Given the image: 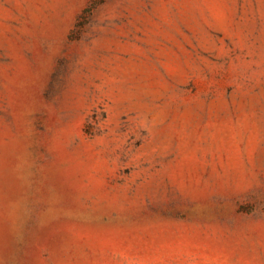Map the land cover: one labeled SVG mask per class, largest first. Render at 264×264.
I'll list each match as a JSON object with an SVG mask.
<instances>
[{
  "label": "rangeland",
  "instance_id": "rangeland-1",
  "mask_svg": "<svg viewBox=\"0 0 264 264\" xmlns=\"http://www.w3.org/2000/svg\"><path fill=\"white\" fill-rule=\"evenodd\" d=\"M0 264H264V0H0Z\"/></svg>",
  "mask_w": 264,
  "mask_h": 264
}]
</instances>
